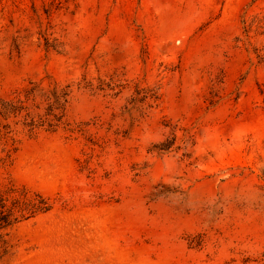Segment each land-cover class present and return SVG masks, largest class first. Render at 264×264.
<instances>
[{
  "label": "rangeland",
  "instance_id": "374dc122",
  "mask_svg": "<svg viewBox=\"0 0 264 264\" xmlns=\"http://www.w3.org/2000/svg\"><path fill=\"white\" fill-rule=\"evenodd\" d=\"M30 82L65 125L11 124L0 191L53 207L0 264H264V0H0V98Z\"/></svg>",
  "mask_w": 264,
  "mask_h": 264
},
{
  "label": "trees",
  "instance_id": "16d2710c",
  "mask_svg": "<svg viewBox=\"0 0 264 264\" xmlns=\"http://www.w3.org/2000/svg\"><path fill=\"white\" fill-rule=\"evenodd\" d=\"M69 96L68 86L61 88L30 82L13 98H0V141H10V147L14 149L18 131L12 129L11 124L20 125L30 137L39 129L55 132L65 125ZM52 207V203L40 193L10 183L6 191H0V233L17 223L46 214ZM1 251H4L2 243Z\"/></svg>",
  "mask_w": 264,
  "mask_h": 264
}]
</instances>
